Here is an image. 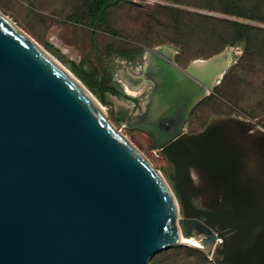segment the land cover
<instances>
[{
  "label": "water",
  "instance_id": "95a60500",
  "mask_svg": "<svg viewBox=\"0 0 264 264\" xmlns=\"http://www.w3.org/2000/svg\"><path fill=\"white\" fill-rule=\"evenodd\" d=\"M258 125L219 116L159 138L178 199L93 95L0 13V264H150L176 245L264 264Z\"/></svg>",
  "mask_w": 264,
  "mask_h": 264
},
{
  "label": "rangeland",
  "instance_id": "374dc122",
  "mask_svg": "<svg viewBox=\"0 0 264 264\" xmlns=\"http://www.w3.org/2000/svg\"><path fill=\"white\" fill-rule=\"evenodd\" d=\"M96 1L0 0V12L75 74L179 199L174 165L159 140L173 139L177 114L151 120L143 107L147 93H127L119 73L125 65H140L147 50L164 46L173 49L174 63L182 70L197 58L233 53L232 67L194 106L182 131L198 133L219 116L257 122L264 129V0H116L102 12ZM118 101L133 103L132 113L122 112ZM181 226L185 237L194 238L182 219ZM177 246L150 264H214L202 251Z\"/></svg>",
  "mask_w": 264,
  "mask_h": 264
},
{
  "label": "bare ground",
  "instance_id": "6f19581e",
  "mask_svg": "<svg viewBox=\"0 0 264 264\" xmlns=\"http://www.w3.org/2000/svg\"><path fill=\"white\" fill-rule=\"evenodd\" d=\"M9 20L12 21L11 19ZM158 52L168 55L169 58L165 59L162 55H159ZM227 53L228 52H225L219 57H212L210 59L197 58L192 62L191 67L187 70H181L174 63L176 53L171 47L164 46L162 48H154L147 50L145 60L140 66L135 68L127 67L126 71L123 70L121 74L119 73V76L122 78V82L127 91L134 93L136 96L144 92L147 93L146 98L143 100L144 111L145 114L155 122L159 119H168L177 114V123L172 127L171 131L172 135L175 136L179 134L184 123L187 121L192 107L201 102L208 95L209 90L213 86L219 84L224 75L232 67L233 53H231V55ZM49 54L90 92L68 67L61 63L51 53ZM132 81L134 83H132ZM200 81L205 82L206 85H202ZM130 83L133 85V88L130 86ZM117 105L118 108H122V112L127 114L132 113L133 103L118 101ZM260 140L264 142L262 136H260ZM131 144L133 145V143ZM175 202L177 211L179 212L178 201L175 200ZM182 237L188 239L185 241L190 243L196 245L200 244L195 238L189 239L185 237L184 234H182Z\"/></svg>",
  "mask_w": 264,
  "mask_h": 264
},
{
  "label": "trees",
  "instance_id": "16d2710c",
  "mask_svg": "<svg viewBox=\"0 0 264 264\" xmlns=\"http://www.w3.org/2000/svg\"><path fill=\"white\" fill-rule=\"evenodd\" d=\"M116 0H97L96 1V5L95 7L97 8V12H102L104 11L109 5L115 3ZM236 25H238L239 27H243V28H247V27H253L244 23H236ZM190 246L187 245H178L177 248L178 249H186V250H192L195 251L197 253H200V250L196 249V248H189Z\"/></svg>",
  "mask_w": 264,
  "mask_h": 264
},
{
  "label": "crops",
  "instance_id": "0c3cea01",
  "mask_svg": "<svg viewBox=\"0 0 264 264\" xmlns=\"http://www.w3.org/2000/svg\"><path fill=\"white\" fill-rule=\"evenodd\" d=\"M144 60H145V58H144ZM143 62H144V61H143ZM143 62H142V63H143ZM142 63H141V64H142ZM141 64H140V65H141ZM140 65H138V66H140ZM138 66H126V65H125V66L123 67L122 71H123V70L126 71V68H127V67H133V68H135V67H138ZM177 67H178V66H177ZM180 69H181V68H180ZM181 70H182V69H181ZM143 80H146V79H143ZM132 83H134V82L132 81ZM122 85H123V87L125 88L123 82H122ZM130 86L133 88V85H132L131 83H130ZM125 90H126V88H125ZM126 92L129 93V94H131V95H133V96H136L134 93H131L130 91H127V90H126ZM147 116H148V115H147ZM167 117H168V115H167ZM150 119H151V118H150ZM151 120H152V119H151ZM160 120L163 121V119H159L158 121H160ZM153 121H154V120H153ZM204 129H205V128H204ZM204 129H203V130H204ZM260 130H262V131L264 132V129H263V128H260ZM189 134H193V133H189Z\"/></svg>",
  "mask_w": 264,
  "mask_h": 264
},
{
  "label": "built area",
  "instance_id": "2783aa9c",
  "mask_svg": "<svg viewBox=\"0 0 264 264\" xmlns=\"http://www.w3.org/2000/svg\"><path fill=\"white\" fill-rule=\"evenodd\" d=\"M222 243V241L221 240H218V244H221ZM211 260H213V262H214V264H218V262L214 259V257H215V253H214V255H210V256H208Z\"/></svg>",
  "mask_w": 264,
  "mask_h": 264
}]
</instances>
